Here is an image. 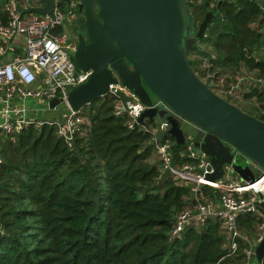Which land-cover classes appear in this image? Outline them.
Instances as JSON below:
<instances>
[{
  "label": "trees",
  "instance_id": "16d2710c",
  "mask_svg": "<svg viewBox=\"0 0 264 264\" xmlns=\"http://www.w3.org/2000/svg\"><path fill=\"white\" fill-rule=\"evenodd\" d=\"M220 2L206 37L187 52L189 65L217 95L264 122V0H188L193 27ZM61 9L69 12L66 3ZM241 71L252 81L231 95ZM116 103L109 95L84 108L90 128L72 146L50 126L0 136V264L241 263L248 245L241 241L238 256L229 257L218 218L172 235L177 216L196 204L192 185L156 160L148 129L157 124L129 129L128 115L115 114ZM166 140L174 144L170 136L160 143ZM173 155L174 166L199 165L186 146ZM201 195L217 201L221 194L203 187ZM261 221L252 214L238 218L249 237Z\"/></svg>",
  "mask_w": 264,
  "mask_h": 264
},
{
  "label": "water",
  "instance_id": "95a60500",
  "mask_svg": "<svg viewBox=\"0 0 264 264\" xmlns=\"http://www.w3.org/2000/svg\"><path fill=\"white\" fill-rule=\"evenodd\" d=\"M62 1L70 10L71 1ZM77 1L85 15L89 42L81 34L72 58L78 69L91 75L69 92L67 102L72 110L81 112L95 99L107 97L110 86L120 82L146 106L137 119L139 125L166 123L168 130L158 134V140L170 136L173 149L191 145L194 152L209 159L213 169L206 175L209 181L223 180L228 167L247 183L259 178L260 173L252 176L235 159L241 154L264 170V122L217 95L187 58V52L197 49L206 37L221 2L205 15L195 32L188 0ZM55 5L56 0H39L30 11L51 15ZM119 95L124 104L133 100L122 92ZM63 103L56 97L49 107L54 110ZM256 205L264 212L263 196ZM255 256L262 264L264 236Z\"/></svg>",
  "mask_w": 264,
  "mask_h": 264
},
{
  "label": "built area",
  "instance_id": "2783aa9c",
  "mask_svg": "<svg viewBox=\"0 0 264 264\" xmlns=\"http://www.w3.org/2000/svg\"><path fill=\"white\" fill-rule=\"evenodd\" d=\"M38 1L32 4V0H1L7 21L0 26V43L8 44L16 38H23L25 54L0 62V106L2 105L0 136L14 137L30 128L41 129L43 126H50L57 130L59 136L69 146H72L74 136L78 133L85 134L90 128L87 117L81 112L72 110L67 102L69 92L77 85L86 83L91 75V72H83L77 68L66 43V25L73 17L71 12L76 5L72 3L69 12L65 13L60 6L62 0H56L55 9L51 15H40L30 11L33 6H38ZM190 1L201 2V0ZM3 56H6V50L0 45V58ZM235 90L233 86L229 93L236 95ZM120 92L133 100L124 104L119 95ZM109 95L117 98L115 114L128 115L129 129L139 125L137 119L146 106L120 82L110 86ZM56 97L65 102L63 104L66 106L67 113L63 117L40 119L31 115L28 101L42 102L48 110H51L49 103ZM17 100L19 103L16 102ZM159 103L157 101L155 106ZM166 130H168L166 123L148 129L156 144L163 171L181 183L192 185L196 201L194 207L183 210L177 216L172 235L179 236L187 225L199 224L209 217L218 218L222 222L227 237L229 257L238 256L241 241L248 245L243 251V261L232 264H258L255 250L264 236V214L260 212L256 202L261 196L264 197V170L248 159L254 173H260L259 178L253 183L232 178L231 175L234 174L230 167L223 180L211 182L206 178L207 174L213 172L209 159L200 152H194L191 145L186 147L187 152L190 158L199 160V165L174 166L173 142L166 140L160 143L161 140L157 139V135ZM1 164L0 156V166ZM203 169H205L204 172ZM203 187L219 191L221 195L218 200L205 201L201 195ZM247 214L259 215L262 219L258 226L257 242L254 245H250L238 224L239 216Z\"/></svg>",
  "mask_w": 264,
  "mask_h": 264
},
{
  "label": "crops",
  "instance_id": "0c3cea01",
  "mask_svg": "<svg viewBox=\"0 0 264 264\" xmlns=\"http://www.w3.org/2000/svg\"><path fill=\"white\" fill-rule=\"evenodd\" d=\"M5 17H6V14H5L4 9L3 7H0V26L5 24V21H4ZM0 45L6 50V56L1 57L0 62L12 60L16 55L25 54V43H24L23 38H16L8 44L0 43ZM16 102L19 103L18 100ZM43 104L44 103L42 102L36 101V105H39L38 106L39 108H38L36 105L33 104V101H28L27 105L31 110L30 111L31 115L36 116L37 118H40V119H57V118L63 117L67 113V109L64 112L61 110H59L58 112H56V110L55 111L48 110V108ZM0 107H2V105ZM156 159L160 160L158 154L156 155ZM249 169L254 173V169L252 168L251 164L249 166ZM233 174H234L235 179L242 180V178L236 172H233Z\"/></svg>",
  "mask_w": 264,
  "mask_h": 264
},
{
  "label": "rangeland",
  "instance_id": "374dc122",
  "mask_svg": "<svg viewBox=\"0 0 264 264\" xmlns=\"http://www.w3.org/2000/svg\"><path fill=\"white\" fill-rule=\"evenodd\" d=\"M74 1H77V0H74ZM205 0H201V2L200 3H202V2H204ZM0 7H3V4H2V2H1V0H0ZM72 14H76V16H78L77 15V13H76V10L75 9H73L72 10ZM78 18H79V21H81V20H83L84 19V16L83 15H81V16H78ZM74 19H75V16H73V18H71L68 22H67V25H66V28H67V30L69 31V26H71L72 25V23H73V21H74ZM82 30L84 29V28H81ZM73 41H75V40H73ZM206 47L205 46H203V49H205ZM68 52H69V54L71 55L72 54V51L71 50H68ZM73 57V56H72ZM236 79H237V81H236ZM252 81L251 80V74L249 75V73H246L245 71H241V73H239V75H237V77L235 78V80L233 81L235 84L233 85L234 87H235V89L236 90H238L240 87H241V83L243 82V81ZM236 81V82H235ZM239 81V82H238ZM224 82L225 81H223V82H221V81H219V83H218V85L221 87V86H224ZM33 104L34 105H36V101H33ZM37 107L39 106V105H36ZM39 108V107H38ZM41 108V107H40ZM59 110H61V111H66V106H65V104H61L60 106H58V108H57V110H56V112H58ZM88 120H89V118H87ZM156 124L158 125L159 124V121H156ZM84 128H86V125H84ZM156 157V156H155ZM157 160V159H156ZM235 162H236V164H238V165H241V166H243L245 169H248L249 171L248 172H250V169H249V166H250V163H249V160L246 158V157H244L243 155H241V154H238L237 155V157H236V159H235ZM197 173V172H196ZM251 174H252V176H254V173L251 171ZM232 176V178H234V175H231ZM204 197V196H203ZM210 198V196L209 195H207V199H209ZM207 199L204 197V200L205 201H207ZM191 208H192V206H190ZM243 233V232H242ZM259 233V231H258V227H256V229H255V232H254V236L253 237H249L247 234H245V233H243V235L246 237V239L249 241V243H250V245H254V244H256V242H257V234Z\"/></svg>",
  "mask_w": 264,
  "mask_h": 264
},
{
  "label": "flooded vegetation",
  "instance_id": "af4514ba",
  "mask_svg": "<svg viewBox=\"0 0 264 264\" xmlns=\"http://www.w3.org/2000/svg\"><path fill=\"white\" fill-rule=\"evenodd\" d=\"M70 1H71V4L73 3V4L76 5V7L74 8V9L76 10L77 7H78V5H79V2H78V1H74V0H70ZM62 3H63V4L66 3V5L68 6L67 2H64V1H62V2L60 3V6L62 5ZM68 10H69V8H68ZM78 10H79V8H78ZM79 11H80V10H79ZM71 13H72V12H71ZM72 15L75 16V19H74L72 25L68 27V28H69V31H68L67 28H66V32H67L66 43H67V45L69 46L70 50L72 51L71 57L74 55V52H75V50H76V48H77V46H78V43H79V42H78V41H79V36H80L81 34L84 35V37H85L86 40H87V43L89 42L88 39H87V34H86L85 27H82V25L79 24V23L82 22V20L79 21L78 16L83 15V16H84L83 21H85V15H84V12H80V14L77 13L78 16H76V14H72ZM72 18H73V17H72ZM81 28H84V29L82 30ZM198 29H199V28L194 27V31H195V32H197ZM73 40H75V41H73Z\"/></svg>",
  "mask_w": 264,
  "mask_h": 264
}]
</instances>
